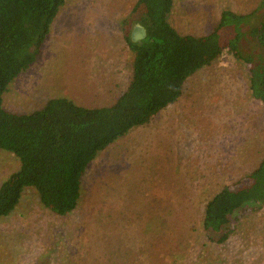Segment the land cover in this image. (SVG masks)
I'll list each match as a JSON object with an SVG mask.
<instances>
[{"label": "rangeland", "instance_id": "1", "mask_svg": "<svg viewBox=\"0 0 264 264\" xmlns=\"http://www.w3.org/2000/svg\"><path fill=\"white\" fill-rule=\"evenodd\" d=\"M134 2L67 0L2 108L30 114L56 98L84 108L115 100L103 84L129 78L133 57L122 35L124 24L130 33L137 25ZM251 12L246 29L264 18V0H173L168 22L200 37L223 13L226 25ZM246 70L224 53L188 76L175 102L96 154L73 211L54 215L25 189L0 218V264H264L262 210L243 211L221 244L201 229L207 201L264 158V107L249 96ZM18 168L0 151V184Z\"/></svg>", "mask_w": 264, "mask_h": 264}, {"label": "trees", "instance_id": "2", "mask_svg": "<svg viewBox=\"0 0 264 264\" xmlns=\"http://www.w3.org/2000/svg\"><path fill=\"white\" fill-rule=\"evenodd\" d=\"M66 1L0 0V151L19 162L18 170L0 184V218L28 188L54 215L73 211L81 178L96 154L175 102L186 78L224 53L245 66L249 96L264 107V18L253 25L251 20L246 29L252 12L229 14L232 20L226 25L223 13L210 33L194 37L179 34L168 22L173 0H135L129 16L145 36L132 43L130 25L124 24L122 38L133 57L131 77L113 104L84 108L56 98L30 114L5 111L3 94L35 63ZM253 208L264 213V158L245 178L221 187L207 201L201 217L205 238L224 243L239 215Z\"/></svg>", "mask_w": 264, "mask_h": 264}, {"label": "crops", "instance_id": "3", "mask_svg": "<svg viewBox=\"0 0 264 264\" xmlns=\"http://www.w3.org/2000/svg\"><path fill=\"white\" fill-rule=\"evenodd\" d=\"M125 50L127 51V54L125 55V56H127L130 52L128 51V49L127 48H125ZM123 52V51H122ZM121 56V55H120ZM124 56V57H125ZM122 58V57H121ZM120 58V59H121ZM80 64L81 63H79V66H80ZM79 70H82V69H80L79 68ZM118 71H120V70H118ZM118 71H114V73H116V74H118ZM110 72L111 73H113L112 72V70H110ZM130 72V74H129V78H128V80H127V78H125V80L122 82V80L121 81H118V82H112V81H114L115 79H112L111 81H110V83L109 84H106V86H104V84H103V89L106 87V94L108 95V97H110V96H116V98L121 94V92L126 88L125 86H127L128 85V83H129V80H130V77H131V70L129 71ZM127 77V76H126ZM124 85V86H123ZM123 86V87H122ZM93 87H95L96 88V85H93ZM125 87V88H124ZM84 88H86V87H81V89H84ZM118 88H119V92H114L115 90H118ZM124 88V89H123ZM121 89H123L122 91H121ZM113 90V91H112ZM115 100H113V101H111V100H108V104L106 105V106H104V107H108V106H110L111 104H113V102H114ZM101 108V107H100Z\"/></svg>", "mask_w": 264, "mask_h": 264}, {"label": "water", "instance_id": "4", "mask_svg": "<svg viewBox=\"0 0 264 264\" xmlns=\"http://www.w3.org/2000/svg\"><path fill=\"white\" fill-rule=\"evenodd\" d=\"M144 36H145L144 29L139 25H136L133 27L130 33V41L132 43H140V41L144 39Z\"/></svg>", "mask_w": 264, "mask_h": 264}]
</instances>
